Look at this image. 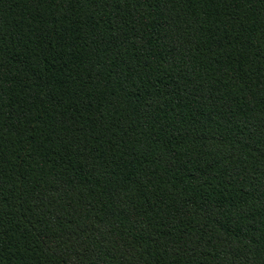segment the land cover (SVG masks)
I'll list each match as a JSON object with an SVG mask.
<instances>
[{"label":"trees","instance_id":"1","mask_svg":"<svg viewBox=\"0 0 264 264\" xmlns=\"http://www.w3.org/2000/svg\"><path fill=\"white\" fill-rule=\"evenodd\" d=\"M0 264H264V0H0Z\"/></svg>","mask_w":264,"mask_h":264}]
</instances>
